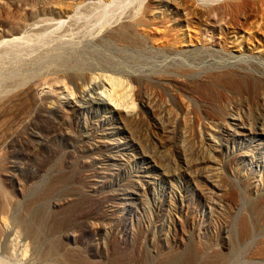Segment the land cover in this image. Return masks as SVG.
<instances>
[{"label": "rangeland", "instance_id": "rangeland-1", "mask_svg": "<svg viewBox=\"0 0 264 264\" xmlns=\"http://www.w3.org/2000/svg\"><path fill=\"white\" fill-rule=\"evenodd\" d=\"M81 1L0 0V264H264V0H225L211 16L197 0ZM147 14L199 35L177 56H191L195 79L144 84L123 65L115 75L134 110L119 113L84 92L104 81L105 62L89 53L115 54L97 42L105 29L124 19L141 30ZM81 55L80 66L61 63ZM56 69L90 79L44 145L31 115ZM59 174L71 179L50 190Z\"/></svg>", "mask_w": 264, "mask_h": 264}, {"label": "bare ground", "instance_id": "bare-ground-1", "mask_svg": "<svg viewBox=\"0 0 264 264\" xmlns=\"http://www.w3.org/2000/svg\"><path fill=\"white\" fill-rule=\"evenodd\" d=\"M68 1L72 2V4H74L75 2H78V4L82 3L81 0H68ZM165 1L167 0H162V2L168 3ZM197 1L200 3V6H204L208 4L211 5L209 9L207 10L208 15H210L211 12L214 13L216 9L220 8L219 5H223V9L227 7V4L226 3L224 4L225 0H197ZM241 1L242 3L246 5H250V4L255 5L258 3L256 0H251L252 3L247 0L233 1L232 3L237 4V3H240ZM260 2H261V6H264V2L263 1H260ZM174 4L177 8L181 9L184 5L189 6V1L182 0L181 2H174ZM191 13L197 15L198 17H201L203 15L202 12H199L197 10H193ZM147 15L149 16V14ZM161 16L155 17V16L150 15L148 18L142 17L138 19V21L144 27L141 30L135 26L136 24L131 23L128 20H124V19L121 20L120 23L112 26L111 28L105 29V31L103 32V38H99L97 42L102 45H105L107 44L106 41H108L110 44L115 46L119 51H117L115 54H110V55H106L104 53L101 54L100 50H95V52L97 53L88 52L89 54H92L95 57L96 56L101 57L102 59L101 61L105 62V65H110V68L104 67L105 65L102 66L103 67L102 74L104 72L103 82L99 80L98 83H93L92 78L91 79L87 78V76H89V73L73 72V71L69 72V71H63L61 69H56L53 73L47 74L42 78L41 80L42 85L45 86V88L48 89L49 91L43 97L44 103L40 105L31 115L32 118L35 116H39V118H36L35 121L32 122V125L30 126H34L37 128V125H36L37 120L44 121V125L41 127V129L45 127L43 129L45 132V135L40 136V139L44 145L49 140H52L54 133H57V131L62 128L63 121L65 120V115H63L65 110L63 108H65L66 104L70 103V100L72 98L78 97V94L76 93L77 89H75V85L78 86L77 85L78 80H82L83 83H86L87 80L90 79L91 82L86 84L89 86L88 90L86 89L87 86L86 88L83 87L84 92L87 91L86 95L89 94L90 92L94 93L96 96L95 99H97L98 102L101 100V98H104L105 96H107L108 99H110L109 101H111L113 108H116V110L119 113L121 111L122 112L124 111L125 114L126 112H131L133 114L134 104H133V101L129 99V95L126 96V92H123L120 89L124 85V80H122L121 78L115 75L116 71H119L120 73L123 72L124 70L122 68L123 65L138 72L137 73L138 77L135 79L142 80L144 84H150L152 82V79H155V78L162 79L164 77H168L174 80L176 83L183 84L186 87H189L190 85H192L195 79L194 78L195 72L191 65L192 64V61L190 59L191 56L189 57V54H186L185 56L186 60H189L190 62L188 61L184 62L180 58L178 59L177 58L179 54L178 49H180L181 44L183 43L193 44L194 43L193 41L196 38H200V37L198 34H194V32L191 33V31L193 30L191 31L189 30L185 32L183 31L184 29H178L177 31H174L173 25L176 24V21H177L175 20L176 18L172 19L170 18L171 16L169 17H166V16L161 17ZM153 26L155 29L153 28ZM156 26L163 27V29L160 30L159 28H156ZM144 34H147V36H145ZM209 36L211 35L210 34L208 35L206 33L205 39L208 38ZM222 37L225 39L224 42L226 45L228 43L227 41L228 37L225 35H223ZM150 41H152L154 45L153 44L152 46L149 45ZM155 43H157L158 45L155 46ZM181 47H184V46L182 45ZM122 49H124V52L120 51ZM125 49L132 50L131 54H126L125 51L127 50ZM226 50H229V49H226ZM75 54H78V53H75ZM225 55L227 56V54ZM226 56L225 58L222 57L223 62L221 61L222 63L220 62L221 64L219 66H223L227 64V60L229 59V56L228 57ZM69 57H70V54H69ZM145 57H147L148 60ZM166 58H171V62L165 63L161 69L162 70L161 73L156 74L154 71L156 70L155 67L157 66L156 65L157 60L166 59ZM82 60L84 59H82V55H81V57H77L73 60L62 59L61 63L66 65V67L80 66L82 64ZM149 64H151L150 68H148ZM118 67H119V70H117ZM147 72H151V74H147ZM226 72L234 73L235 71L227 70ZM102 74H98L97 78H101ZM221 76H225V69H223L222 73H214V71L210 73L208 72V74L206 75V78L207 77L214 78V77H221ZM26 81H23V82H26ZM21 82L22 81L20 77H15V79L13 80V83H15V85H18ZM90 84L94 86H90ZM99 104L100 103H98L97 105ZM51 105H53L56 108V111L49 109ZM51 111L56 112L58 114L56 119H51L48 117V115H46L47 113ZM117 120H120V121L123 120L120 114ZM65 122L66 120L64 121V123ZM55 152L57 153V151H53L52 153H55ZM69 179H71V177H67V176H63L62 174H59L57 176V181L48 188L50 190L61 189L66 186ZM93 186L94 185H89L88 188H93ZM2 200H6V194L1 195V201Z\"/></svg>", "mask_w": 264, "mask_h": 264}]
</instances>
